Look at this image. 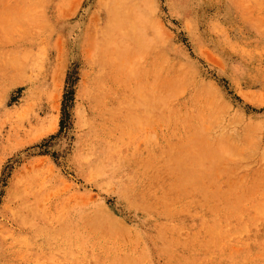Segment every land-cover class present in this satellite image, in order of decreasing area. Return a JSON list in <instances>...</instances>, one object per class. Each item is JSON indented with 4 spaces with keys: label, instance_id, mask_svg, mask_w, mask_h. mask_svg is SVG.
<instances>
[{
    "label": "rangeland",
    "instance_id": "374dc122",
    "mask_svg": "<svg viewBox=\"0 0 264 264\" xmlns=\"http://www.w3.org/2000/svg\"><path fill=\"white\" fill-rule=\"evenodd\" d=\"M0 264H264V0H0Z\"/></svg>",
    "mask_w": 264,
    "mask_h": 264
},
{
    "label": "bare ground",
    "instance_id": "6f19581e",
    "mask_svg": "<svg viewBox=\"0 0 264 264\" xmlns=\"http://www.w3.org/2000/svg\"><path fill=\"white\" fill-rule=\"evenodd\" d=\"M218 149L222 152V150L223 151H226V146L224 145V144H222V143H220V147H218ZM86 247V244L85 243H82V242H80V247Z\"/></svg>",
    "mask_w": 264,
    "mask_h": 264
}]
</instances>
